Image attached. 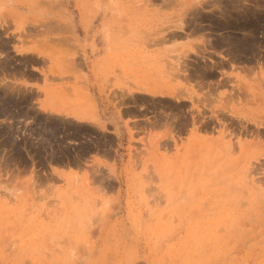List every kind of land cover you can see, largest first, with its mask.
Segmentation results:
<instances>
[{"label":"rangeland","instance_id":"1","mask_svg":"<svg viewBox=\"0 0 264 264\" xmlns=\"http://www.w3.org/2000/svg\"><path fill=\"white\" fill-rule=\"evenodd\" d=\"M19 2L0 74L90 67L97 103L0 85V264H264V0Z\"/></svg>","mask_w":264,"mask_h":264},{"label":"crops","instance_id":"2","mask_svg":"<svg viewBox=\"0 0 264 264\" xmlns=\"http://www.w3.org/2000/svg\"><path fill=\"white\" fill-rule=\"evenodd\" d=\"M2 1L6 7V12L9 14L19 11L16 6L18 0ZM26 1L27 0H20L19 4L24 5ZM5 25L7 27H2L3 31L13 29L11 22ZM40 26L41 25L35 27V24H30L20 27L31 32L30 38H27L31 40L30 43L26 44L28 49L33 47V40L37 38L36 30L42 29ZM15 30H17V28H15ZM90 44L91 42H89V45ZM10 51H12V49ZM84 52L88 58L92 56L91 50H85ZM25 53L35 60H40V65H31L26 71L20 74L10 72L1 73L0 85L9 88L17 85V87L22 88L24 92L34 94L32 104L36 109L45 114L51 113L77 117L83 115L87 109V105L97 103L95 98L97 80L92 68L90 69L89 67L86 72L79 70L72 72H55L49 70L48 64L45 65V62H43L44 59H39V56L34 54V51L28 50ZM5 57L10 58L11 55L8 54ZM92 62H94L93 59Z\"/></svg>","mask_w":264,"mask_h":264},{"label":"bare ground","instance_id":"3","mask_svg":"<svg viewBox=\"0 0 264 264\" xmlns=\"http://www.w3.org/2000/svg\"><path fill=\"white\" fill-rule=\"evenodd\" d=\"M245 95H246V94H245ZM248 97H249V96H248ZM246 98H247V97H246ZM259 98H260V97H259ZM249 100H251V99H249ZM249 103H250V102H249ZM260 118H261V117H260ZM248 120H249V119H248ZM249 121H250V120H249ZM255 122L257 123V121H255ZM263 122H264V121H263ZM256 123H255V124H256ZM261 125H262V124H261Z\"/></svg>","mask_w":264,"mask_h":264}]
</instances>
